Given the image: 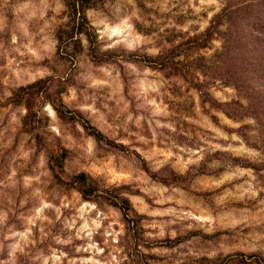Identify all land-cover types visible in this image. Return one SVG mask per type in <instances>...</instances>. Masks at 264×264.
<instances>
[{
	"label": "rangeland",
	"instance_id": "1",
	"mask_svg": "<svg viewBox=\"0 0 264 264\" xmlns=\"http://www.w3.org/2000/svg\"><path fill=\"white\" fill-rule=\"evenodd\" d=\"M64 11L0 0V264H264V0Z\"/></svg>",
	"mask_w": 264,
	"mask_h": 264
},
{
	"label": "trees",
	"instance_id": "2",
	"mask_svg": "<svg viewBox=\"0 0 264 264\" xmlns=\"http://www.w3.org/2000/svg\"><path fill=\"white\" fill-rule=\"evenodd\" d=\"M62 1L65 8V22L59 25L55 32L57 43L56 54L62 59L75 61L77 55L84 50V42L86 44L87 56L92 62L97 64L107 62V54L101 50L99 36L87 18V11L98 8L101 0ZM235 13L234 5H230L226 2L225 8L220 14L214 17L211 21L210 27L204 32V36H201L204 37V43L198 44V47L203 48L207 39L215 34V30H218V27L222 23H227L228 26L229 22L230 26V17ZM228 35L229 33L224 35L227 41L229 39ZM96 134L94 135L93 133L95 138L98 139V136L101 135L99 133Z\"/></svg>",
	"mask_w": 264,
	"mask_h": 264
}]
</instances>
